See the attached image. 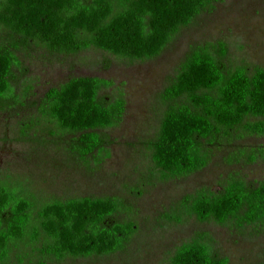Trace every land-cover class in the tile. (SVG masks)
Returning a JSON list of instances; mask_svg holds the SVG:
<instances>
[{
    "label": "trees",
    "instance_id": "16d2710c",
    "mask_svg": "<svg viewBox=\"0 0 264 264\" xmlns=\"http://www.w3.org/2000/svg\"><path fill=\"white\" fill-rule=\"evenodd\" d=\"M221 0H0V112L22 104L14 86L19 76L15 51L30 42L52 54L76 55L95 49L129 64L153 60L183 29ZM224 43L193 49L161 93L168 104L158 133L148 145L160 182L185 179L205 167L211 151L264 136V68L228 67ZM109 62L105 64L108 68ZM112 81L76 77L51 88L38 106L40 120L58 136H72L69 150L80 159L103 152L104 131L117 127L125 112L122 92L101 94ZM26 97L25 95L22 96ZM108 155V154H107ZM264 162V148H237L227 164ZM114 197L51 200L36 205L0 181V264L12 251L29 264L96 258L123 250L135 233L128 212ZM167 219L183 217L219 225L264 228V180L257 185L230 177L217 193L186 195ZM202 238L182 243L167 264H228Z\"/></svg>",
    "mask_w": 264,
    "mask_h": 264
},
{
    "label": "rangeland",
    "instance_id": "374dc122",
    "mask_svg": "<svg viewBox=\"0 0 264 264\" xmlns=\"http://www.w3.org/2000/svg\"><path fill=\"white\" fill-rule=\"evenodd\" d=\"M0 42H8L5 34L0 33ZM219 42L226 46L228 67L264 68V0H221L149 61L129 64L95 49L58 55L32 42L15 51L18 67L14 70L24 72L14 86L22 104L0 112V181L30 196L36 205L82 197L118 198L129 210L117 219L132 222L135 228L130 241L116 254L48 264H167L176 247L199 237L226 257L228 264H264L262 226L237 227L233 221L219 225L188 216L175 223L165 216L173 213L184 196L217 193L230 177L253 185L263 181L262 160L227 164L226 159L237 148H264V136L213 148L207 167L168 182L156 177L148 149L168 108L161 93L189 52ZM76 77L112 81L114 85L101 94L115 97L121 91L125 100L119 125L104 131L111 144L85 159L69 150L67 141L72 136L52 133L38 113L49 89ZM18 255L14 249L4 264L30 263L20 262Z\"/></svg>",
    "mask_w": 264,
    "mask_h": 264
}]
</instances>
